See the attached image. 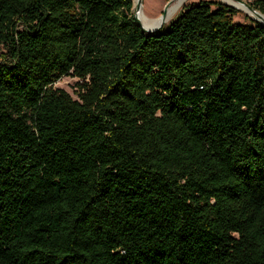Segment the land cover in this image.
<instances>
[{
    "label": "trees",
    "instance_id": "16d2710c",
    "mask_svg": "<svg viewBox=\"0 0 264 264\" xmlns=\"http://www.w3.org/2000/svg\"><path fill=\"white\" fill-rule=\"evenodd\" d=\"M238 13L148 35L133 0H0V264H264V26Z\"/></svg>",
    "mask_w": 264,
    "mask_h": 264
},
{
    "label": "rangeland",
    "instance_id": "374dc122",
    "mask_svg": "<svg viewBox=\"0 0 264 264\" xmlns=\"http://www.w3.org/2000/svg\"><path fill=\"white\" fill-rule=\"evenodd\" d=\"M169 1L175 2L176 0H141V8L143 12L150 16V17H156L162 14L163 9L167 5ZM200 1H219L220 0H187L182 7L175 13V15L170 18L167 22H165L162 27L167 26L172 20L175 19V17L178 15V13L186 6H189L191 4H196ZM247 3H252L253 0H244ZM222 2V1H221ZM176 3V2H175ZM133 4L135 5V2L133 0ZM170 4V5H171ZM174 4V3H173ZM170 7V6H169ZM135 9L133 8V12ZM246 15L244 11H239L238 14H236L232 19L233 22L235 23H240V24H246L249 23V20L246 18ZM251 19L254 17L251 14L247 15ZM79 81L71 76H63L61 77L56 83H54L53 87L55 89H61L68 93L73 99H77V91H78V86L77 83Z\"/></svg>",
    "mask_w": 264,
    "mask_h": 264
},
{
    "label": "water",
    "instance_id": "95a60500",
    "mask_svg": "<svg viewBox=\"0 0 264 264\" xmlns=\"http://www.w3.org/2000/svg\"><path fill=\"white\" fill-rule=\"evenodd\" d=\"M177 1V0H176ZM231 2L235 3V4H238L240 6H242L246 11H245V14H251L253 15L254 17L252 18L254 21H257L259 23H261L263 26H264V15L262 13H260L259 11L255 10L252 6H251V3H247L245 2L244 0H230ZM172 1H169L167 3V5L165 6V8L163 9L162 11V14L160 15V17L162 19H165L166 17V13H167V10L170 6ZM221 2V1H220ZM223 3V2H221ZM227 6H230L226 3H223ZM238 11H242L241 9H238L236 7H233V6H230ZM133 8L135 9V11L133 12V21L142 29L143 32L147 33L148 35H153L155 34L156 32H158L161 28H162V25L161 24L160 26H158L157 28L153 29V30H146L140 23L138 17H137V13L139 12L140 8H141V0H136L135 2V5L133 4Z\"/></svg>",
    "mask_w": 264,
    "mask_h": 264
},
{
    "label": "bare ground",
    "instance_id": "6f19581e",
    "mask_svg": "<svg viewBox=\"0 0 264 264\" xmlns=\"http://www.w3.org/2000/svg\"><path fill=\"white\" fill-rule=\"evenodd\" d=\"M186 1L187 0H177V1H175L176 3L173 2L174 4L172 3L167 10L165 19H162L160 17V15L156 16V17H150L143 12L142 8H140L139 12L137 13V17H138L141 25L146 30H153V29L157 28L158 26H160L161 24H164L165 22H167L170 18H172L175 15V13L182 7V5ZM220 1H222L223 3H226L230 6L241 9L244 12L246 11L242 6L235 4V3L231 2L230 0H220ZM134 2H136V0H134Z\"/></svg>",
    "mask_w": 264,
    "mask_h": 264
}]
</instances>
